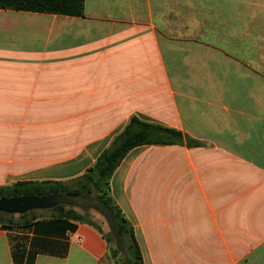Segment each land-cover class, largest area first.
<instances>
[{"label":"crops","instance_id":"0c3cea01","mask_svg":"<svg viewBox=\"0 0 264 264\" xmlns=\"http://www.w3.org/2000/svg\"><path fill=\"white\" fill-rule=\"evenodd\" d=\"M132 116L201 144L134 148L111 177L142 263L264 264V0L0 8V187L81 176ZM4 214L33 220L0 226V264H113L87 224Z\"/></svg>","mask_w":264,"mask_h":264},{"label":"trees","instance_id":"16d2710c","mask_svg":"<svg viewBox=\"0 0 264 264\" xmlns=\"http://www.w3.org/2000/svg\"><path fill=\"white\" fill-rule=\"evenodd\" d=\"M84 0H0V8L13 11H26L64 16H82ZM200 147V143L183 136L179 131L165 127L159 123L132 116L123 129L113 137L108 147L96 158L94 164L81 176L64 182H33L17 183L12 186L0 187V198L47 197V196H95L110 214L108 223L110 234L104 236L92 223L83 216L62 204L52 206L50 216L64 222L84 223L93 227L104 239L108 255L104 260L113 264H143L132 227L114 204L110 194V181L115 170L127 153L141 146L183 145ZM27 214L15 219L12 215L0 212V226L5 228L27 225L31 220ZM113 241L116 250H110ZM110 252V255H109ZM121 257H118V254ZM26 264H32L27 259Z\"/></svg>","mask_w":264,"mask_h":264},{"label":"rangeland","instance_id":"374dc122","mask_svg":"<svg viewBox=\"0 0 264 264\" xmlns=\"http://www.w3.org/2000/svg\"><path fill=\"white\" fill-rule=\"evenodd\" d=\"M67 198L64 201H59V204H62L66 209H71L75 213L83 216L84 220L87 222H90L94 224L104 236H108L111 232L108 219L110 214L108 213V210L99 203L98 199L95 196L91 195H78V196H66ZM36 199V198H35ZM38 200H44V199H38ZM37 201V200H35ZM30 209L26 210L25 212H28L30 210H34V212L39 213L41 215L47 216L50 213L51 207L41 205H32L29 202ZM33 206V207H32ZM0 210H2L0 206ZM1 213H6L3 211H0ZM20 212H10V214H16ZM12 230L14 236V239L16 235L14 234L16 229H10ZM108 248L110 250H116V246L113 243V241L109 244ZM110 255V252H109ZM118 257H121V254H118Z\"/></svg>","mask_w":264,"mask_h":264},{"label":"water","instance_id":"95a60500","mask_svg":"<svg viewBox=\"0 0 264 264\" xmlns=\"http://www.w3.org/2000/svg\"><path fill=\"white\" fill-rule=\"evenodd\" d=\"M36 198V199H35ZM67 197L66 196H47V197H22V198H13V199H6V198H0V206L2 208L3 212H25L26 210L30 209L29 202L34 206H38L43 204L44 206H55L59 204V201H64ZM38 199H44V200H38ZM37 200V201H35ZM32 206V207H33Z\"/></svg>","mask_w":264,"mask_h":264}]
</instances>
